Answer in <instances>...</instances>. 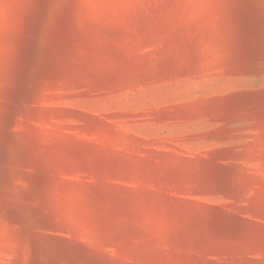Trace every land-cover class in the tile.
I'll return each mask as SVG.
<instances>
[{"label": "rangeland", "instance_id": "rangeland-1", "mask_svg": "<svg viewBox=\"0 0 264 264\" xmlns=\"http://www.w3.org/2000/svg\"><path fill=\"white\" fill-rule=\"evenodd\" d=\"M263 24L264 0H0V264H264V107L222 102L264 89L237 31Z\"/></svg>", "mask_w": 264, "mask_h": 264}, {"label": "water", "instance_id": "water-1", "mask_svg": "<svg viewBox=\"0 0 264 264\" xmlns=\"http://www.w3.org/2000/svg\"><path fill=\"white\" fill-rule=\"evenodd\" d=\"M238 34L240 35V39L242 44L246 47V50H240V55L243 60H247L252 55L260 54V49L264 47V24L263 25H248L245 27H241L237 29ZM222 102L227 107L229 111H234L237 109L236 107H246L249 109H253L256 111H263L264 107V89L262 90H254V88L247 87L246 89L237 88L234 92L228 94L222 99ZM3 137H5L8 141H13V136L9 132V129H6L3 133ZM220 156H223L220 155ZM20 199L28 200L30 198V193L27 191L19 192ZM214 212L222 217L228 218L231 220L232 216L228 213L215 209ZM233 221V220H231ZM41 233L39 234L40 238L45 239L51 244L63 246V247H75V243L71 240L56 236L53 231L48 230L46 227L40 229ZM82 248V247H81ZM86 250V249H85ZM34 261H31V264ZM100 264H118L112 259H102Z\"/></svg>", "mask_w": 264, "mask_h": 264}, {"label": "trees", "instance_id": "trees-1", "mask_svg": "<svg viewBox=\"0 0 264 264\" xmlns=\"http://www.w3.org/2000/svg\"><path fill=\"white\" fill-rule=\"evenodd\" d=\"M11 134L14 137L18 136V132H16V130L15 131L13 130ZM20 189H21V191H25L26 187L25 186H21Z\"/></svg>", "mask_w": 264, "mask_h": 264}, {"label": "bare ground", "instance_id": "bare-ground-1", "mask_svg": "<svg viewBox=\"0 0 264 264\" xmlns=\"http://www.w3.org/2000/svg\"><path fill=\"white\" fill-rule=\"evenodd\" d=\"M258 5L261 7V2H258Z\"/></svg>", "mask_w": 264, "mask_h": 264}]
</instances>
